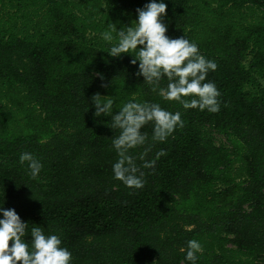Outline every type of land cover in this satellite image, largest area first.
Segmentation results:
<instances>
[{
	"label": "trees",
	"instance_id": "16d2710c",
	"mask_svg": "<svg viewBox=\"0 0 264 264\" xmlns=\"http://www.w3.org/2000/svg\"><path fill=\"white\" fill-rule=\"evenodd\" d=\"M145 2L0 0V203L29 229L58 232L72 264H188L179 249L193 238L197 264H264V0H166L167 34L185 33L218 64L207 77L221 92L216 113L160 101L130 55L106 52L99 34ZM97 92L114 111L135 98L182 112L184 127L163 143L143 129L145 159L166 154L141 169V189L112 177L116 132L94 116ZM23 151L43 163L37 179Z\"/></svg>",
	"mask_w": 264,
	"mask_h": 264
},
{
	"label": "clouds",
	"instance_id": "9594fccd",
	"mask_svg": "<svg viewBox=\"0 0 264 264\" xmlns=\"http://www.w3.org/2000/svg\"><path fill=\"white\" fill-rule=\"evenodd\" d=\"M167 8L166 0H146L135 9V19L130 23L119 28L113 23L115 34L111 26L99 34L108 45L106 52L113 58L130 55V63L137 66L135 75L143 77V83L160 101L178 103L185 111L216 113L221 108V92L207 77L209 72L216 71L218 64L201 52L198 43L184 32L175 37L167 34ZM97 74L103 80L102 74ZM91 101L94 116L110 117L108 126L116 132L111 137V147L116 153L111 165L113 179L128 189L143 188L146 181L141 169H154L156 160L166 154L160 149L155 158L145 159L151 144L149 134L143 129L150 125L151 142L163 143L184 127L182 112L169 110L159 101L135 98L122 101L114 111V99L99 92L93 94ZM140 147L143 152L134 157L132 150ZM137 158L142 162L140 165L136 163ZM18 162L26 166L31 178L39 177L43 163L32 152H21ZM3 205L4 202L0 203V264H72L73 254L58 232H46L35 223L29 229L28 222L22 220L15 208ZM184 228L192 231L195 225ZM179 251L184 253L188 264H197V254L203 252V245L193 238Z\"/></svg>",
	"mask_w": 264,
	"mask_h": 264
},
{
	"label": "rangeland",
	"instance_id": "374dc122",
	"mask_svg": "<svg viewBox=\"0 0 264 264\" xmlns=\"http://www.w3.org/2000/svg\"><path fill=\"white\" fill-rule=\"evenodd\" d=\"M215 142L219 144H226L229 145L228 141L226 140V137L217 133H214Z\"/></svg>",
	"mask_w": 264,
	"mask_h": 264
}]
</instances>
